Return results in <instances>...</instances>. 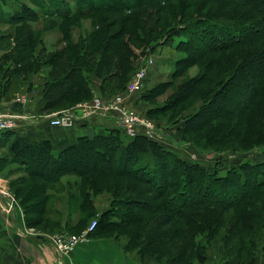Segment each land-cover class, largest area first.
Listing matches in <instances>:
<instances>
[{"label":"trees","instance_id":"16d2710c","mask_svg":"<svg viewBox=\"0 0 264 264\" xmlns=\"http://www.w3.org/2000/svg\"><path fill=\"white\" fill-rule=\"evenodd\" d=\"M86 19L91 30L75 36ZM39 22L42 31H34L32 24ZM0 24L8 30H1L0 40H14L0 56V62L6 57L11 62L0 67V95L34 91L32 78L43 72L38 113L87 102L95 86L99 96H114L138 69V50L154 53L178 38L174 51L184 55L172 61L169 80L139 91L138 100L150 103L188 67L203 64L144 116L178 123V137L198 151L264 146V0H0ZM57 31L62 44L48 49L45 34ZM253 74L243 105L241 78ZM235 78L238 84L231 86ZM186 101L201 104L180 117L184 108H178ZM8 151L12 157L0 159V173L8 163L23 165L28 176L42 181L41 194L65 175L79 176L75 193L70 190L74 199L66 202L65 227L46 232L51 222L41 218L54 214L58 225L62 213L48 208L49 196L30 207L17 200L27 227L79 233L87 214L97 220L88 238L120 230L127 236L120 246L138 260L147 254L159 264H202L213 249L219 260L214 264H255L257 258L264 264V160L234 165L221 175L217 164L209 169L186 161L146 135L127 137L118 126L76 137L57 156L49 141L32 142L26 135L11 137ZM89 152L97 161L91 170L82 159ZM16 172L10 169L8 175ZM20 180L9 183L14 187ZM105 193L109 204L99 210L94 195ZM73 208L79 218L72 217Z\"/></svg>","mask_w":264,"mask_h":264},{"label":"rangeland","instance_id":"374dc122","mask_svg":"<svg viewBox=\"0 0 264 264\" xmlns=\"http://www.w3.org/2000/svg\"><path fill=\"white\" fill-rule=\"evenodd\" d=\"M91 23L92 21L90 19H86L82 22V28L78 29L76 28L74 30V34L75 36H77L79 34V32L85 33V31H89L91 30ZM44 22H39V23H35L32 24V29L34 31H42ZM1 30L4 31H8L7 30V26L1 25L0 24V32ZM59 37H60V33L57 32H52V33H47L45 34V42H47L48 45V49H56L58 48V46H60L62 43L59 42ZM179 41L178 38H176L171 44H169L168 46H160L158 47L154 53L152 52H146V49H141L142 51H144V53L141 52V50H138V52L140 53V56L135 60L136 66L137 68H139V65L141 63V59L142 58H150L152 60V63L149 65L150 67L148 68L147 71V75L145 78V85L142 88L143 90H147V88H149L150 86H152L153 84H156V82H165L168 81V77L170 75V72L173 69V65H172V61H174L175 59L179 58V57H183L184 53H180L178 51H174V45ZM14 40H12L11 38H7V39H2L0 40V56L2 55L3 51L6 50L9 46L14 45ZM148 51V50H147ZM201 62H197L196 65H191L190 67H188V69L181 75L179 76L177 79H175L173 82H171L170 86L167 87L165 89L164 92H162L161 95L157 96V98H154L150 101V103L147 102H140V100H138V93H136L135 95H133L136 99L135 103H133L132 108L141 116H144V111L147 110L150 107H155L157 105L162 106L164 103H166L167 99L170 97V95L174 92L177 91V89L179 88V86L181 84H184V82L188 81L189 79H191L192 77H194L195 75H197L200 64L202 63V60H200ZM10 62V59L8 57L3 58V61L0 62V67H2L3 65H8ZM137 70V69H136ZM244 77L241 78L242 84H243V94H242V99H241V103L244 105V100L248 97L249 92H250V87L253 84V81L255 80V75H242ZM36 84L39 85L41 83V76H36ZM239 80V78H238ZM238 80L235 78L233 81V83L231 84V86H236L238 83ZM236 84V85H235ZM231 89V88H230ZM228 94V93H226ZM226 94H223V97H220V99H224ZM103 98H106L104 96H101ZM111 97V96H109ZM107 97V98H109ZM94 97H92L91 99H93ZM90 99V100H91ZM133 99V100H134ZM88 100V101H90ZM87 102H79L77 104H75L74 106L78 105V104H83V103H88ZM138 103V104H137ZM201 104V101H198L197 103L194 102H188L186 101L185 104L182 103L181 105L183 107L178 108L183 109L184 108V112H182L180 115L178 114V116H182L185 115L187 113L190 112H194L199 105ZM69 105H61L60 107L47 111L43 114H47V113H52V112H59L60 109H70V108H74V106L72 107H68ZM68 107V108H67ZM177 115L173 117L172 120H175L176 117H178ZM167 117V116H166ZM179 117V118H180ZM154 119H149L151 121H153V123L155 124L154 126V130L152 131V139H155L156 141L160 142L165 148H168L172 151H175L179 156L183 157L186 161H198L201 164H203L205 167L211 169L213 167L217 165L220 166V171L219 173L221 175H224V171H226L227 169H229V167H232L234 165L237 164H242L243 162H248V163H252L255 164L257 162L263 161L264 160V146H260V147H256L255 149H251V150H242V151H238V152H232L230 150L228 151H223V152H210V151H198L196 150L194 147H192L191 145H189L187 142H182L181 139L178 137L177 131H176V127L177 124L175 123H169L167 121H164L166 119L162 118V116H153ZM180 122V121H179ZM114 126L116 127V124L114 123V119L112 121H109V125L108 127ZM98 131V127L96 128V130L94 132ZM145 136V134H144ZM147 137H151V135H146ZM128 137V136H127ZM91 152H89L87 155L85 154V157L82 158L85 162H87L86 165H88V167L90 168V170L92 168H95L97 165V161L96 158H93L90 156ZM88 160V161H86ZM91 162L93 163L91 165ZM95 164V165H94ZM99 166V165H98ZM79 166L77 165V168ZM100 168V166L98 167ZM10 169H17V172L11 175H8V170ZM25 167H23V165H18L17 163H11L10 165H8L5 169H3V171H1L0 173V182L1 184H5L8 186L9 191L13 194V191L19 190V193H17L18 199L17 200H22L23 204L30 207V205L34 204V203H40L42 202L41 200L43 198H45V196H49V199L46 201V205L48 206L49 209H53L58 207V209H62L64 204L59 202L58 200H56L57 198H55L54 195H71L70 190L73 192V194L75 193V189H73L72 187H75V181L79 180V176H75L72 174H68L65 175V177L63 178V181L60 185L58 186H48L44 192V194H41L42 192L38 191V184H41L42 181L40 180V178H38L37 176H28L24 171H25ZM14 179H21L19 181L18 184H16L14 187H11L10 185V181L14 180ZM107 180H105L106 182ZM9 184H8V183ZM105 182H102L103 184H105ZM54 192V193H53ZM62 192V193H61ZM53 193V194H51ZM69 193V194H68ZM217 192H215L214 194H216ZM41 194V195H40ZM213 194V195H214ZM14 195V194H13ZM76 197L78 196L77 193L75 195ZM215 196V195H214ZM94 203H95V207H97L99 210L105 208L108 204H109V195L108 194H97L94 195ZM73 201V200H72ZM99 203V204H97ZM62 207V208H60ZM133 209L137 208L136 206L132 207ZM75 210V209H74ZM73 210V211H74ZM62 211V210H61ZM54 214H45L41 219H44L43 222H45L46 220H48L47 222H51L48 223V227L46 229L47 231H52V229L59 227L60 225L62 226V217H59L57 220H55V222H58V225L54 224L52 222L54 217ZM79 216H81L80 212L78 213V216H74L75 218H79ZM28 217H30V219L36 221L37 219H34L37 217L36 214L30 213L28 215ZM47 217H51V218H47ZM83 219L87 222L84 223V225H81V227H83L79 233H73V234H80L81 232H83L86 227L89 225V223L91 222V218L88 219L87 214L83 216ZM88 219V220H87ZM93 220V219H92ZM90 221V222H89ZM32 223V222H31ZM43 224V223H42ZM28 229L32 232V234L35 235H47L45 232V229H43V226H35V227H28ZM106 235V234H105ZM110 236V237H107ZM104 238L105 236H101V235H96L93 238H88V239H98V238ZM107 238H110L113 240V238H115L116 242L118 245H122L123 243L126 242L127 240V236L122 233L120 230H112L110 232L107 233L106 235ZM214 250L211 249V254L212 257L217 256V252H213ZM133 253V252H132ZM144 257H151V258H155V256L153 255H144L141 260ZM139 259V258H138ZM157 260V259H156ZM216 261V257L214 259ZM217 263L219 262L216 261ZM159 263V262H158ZM214 264V263H213Z\"/></svg>","mask_w":264,"mask_h":264},{"label":"crops","instance_id":"0c3cea01","mask_svg":"<svg viewBox=\"0 0 264 264\" xmlns=\"http://www.w3.org/2000/svg\"><path fill=\"white\" fill-rule=\"evenodd\" d=\"M44 75L43 72H40L32 78L35 90L30 93L26 92L25 88H22L16 92H5L3 95H0V103L2 105H9L13 111L29 116V118L19 120L17 128L11 130V135H7L4 132L0 133V159H11L12 155L8 151V145L11 137L14 135H26L32 142L49 141L51 153L57 156L58 152L74 141L76 137L89 138L94 135L97 127H108L109 121L113 120V116L102 113L77 119L75 126L72 128L50 126L46 121L39 118L43 113L35 111V102L40 97ZM36 76H41V83L39 85L36 84ZM96 88L95 86L94 95H98ZM18 93L26 95L28 102L25 105L14 104L13 98ZM134 98L131 95L127 99L128 107L132 108L136 100ZM10 164L8 163L7 166ZM64 177L50 185H60ZM3 185L9 190L7 185ZM53 196L63 204L65 201L63 208L60 207L62 208L60 215L62 217V227H65L68 214L66 202H69L71 197L72 200L74 198L70 194L64 197L63 195L54 194ZM7 204L8 200L0 196V264H159L156 259L151 257H144L142 260H138L134 253L124 251L120 245L110 238L88 239L80 243L69 254L62 255L56 250L48 237L26 232L25 229L28 227L24 224L23 211L18 201L11 210H7ZM73 210L72 217L77 216L79 213L78 208ZM206 257L205 262L202 264L214 263L215 257H212L211 249L208 250ZM255 264H261V259L257 258Z\"/></svg>","mask_w":264,"mask_h":264},{"label":"built area","instance_id":"2783aa9c","mask_svg":"<svg viewBox=\"0 0 264 264\" xmlns=\"http://www.w3.org/2000/svg\"><path fill=\"white\" fill-rule=\"evenodd\" d=\"M152 63L150 58L141 59L139 68L130 76L125 88L118 91L109 98L94 95L88 103L78 104L74 108L60 109L59 112L41 114L39 118L46 121L50 126L57 128H72L77 119L86 118L93 114H108L113 116L114 123L128 137L135 135H151L155 124L145 116L139 115L133 108L127 106V99L142 90L145 85L149 65ZM14 104L25 105L28 99L24 93L14 96ZM29 118L24 113L13 111L11 106L0 103V132L14 130L17 128L19 120ZM0 196L8 200L7 210H11L16 204V197L0 183ZM97 220L93 218L86 229L80 234L68 232H54L45 235L48 237L62 255H67L74 250L80 243L88 240V233L92 232ZM27 233L32 232L26 228Z\"/></svg>","mask_w":264,"mask_h":264}]
</instances>
